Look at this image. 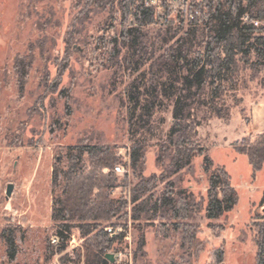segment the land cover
Masks as SVG:
<instances>
[{
	"label": "rangeland",
	"instance_id": "obj_1",
	"mask_svg": "<svg viewBox=\"0 0 264 264\" xmlns=\"http://www.w3.org/2000/svg\"><path fill=\"white\" fill-rule=\"evenodd\" d=\"M134 1L0 0V264H61L65 252L80 253V264H84L86 241L78 227L73 228L75 240L69 241L65 251L57 254L50 242L57 230L52 210L68 168L66 153L77 143L114 146L119 156L109 192L127 203L122 217L105 225L122 228L127 235L118 245L120 260L129 264H255V237L262 221L258 215L264 214L259 205L264 167L253 176L247 156L237 153L235 146L260 136L237 137L249 119L250 104L264 99V66L253 65L254 54L247 61L238 54L234 74H225L218 94H206L188 119L196 128V145L206 148L216 168L228 171L238 191L233 210L209 220L204 209L209 187L205 155H196L192 165L178 173L169 169L166 138L172 104L163 99L147 131L137 129L135 118L131 120L140 109L134 110L128 98L133 82L144 86L151 79L165 78L163 63L181 44L190 56L203 52L209 33L205 26L208 5L203 0H146V5L154 7L155 17L142 28V42L134 51L124 38L133 19L129 4ZM257 22L253 24L264 32V20ZM191 28H196L194 37L187 33ZM28 53L34 59L20 97L14 59ZM138 139L145 143L141 175L155 179L151 190L155 197L173 196L181 189L193 193L201 208L187 219H174L171 211L164 210L151 219L132 220L131 189L139 177L128 153ZM83 166L89 171L87 160ZM55 172L59 182L54 186ZM9 184L12 189L7 194ZM185 223L197 226L201 240L197 252L182 242ZM4 229L15 232L13 258L1 235ZM142 231L146 245L134 258L136 238ZM219 249L223 251L221 263L215 254Z\"/></svg>",
	"mask_w": 264,
	"mask_h": 264
},
{
	"label": "trees",
	"instance_id": "obj_2",
	"mask_svg": "<svg viewBox=\"0 0 264 264\" xmlns=\"http://www.w3.org/2000/svg\"><path fill=\"white\" fill-rule=\"evenodd\" d=\"M98 2V0H93ZM208 5L206 25L209 28L208 40L203 52L190 56V51L182 49L181 44L167 56L165 78L151 79L148 85L133 82L128 92V98L133 109L140 113L132 116L137 123V129L150 130V121L155 109L163 105L164 98L172 104V124L167 133L166 143L170 149L169 169L173 173L189 168L196 155H205L203 168L209 173L207 203L204 207L209 220L218 218L231 211L238 201V191L231 183V177L224 167H215L214 161L206 154V148L196 145V128L188 119L193 108L202 98L217 95L225 74H234L237 68L236 56L249 60L254 54L253 65L264 66V32L253 22L246 21L248 15L252 20H264V0H203ZM132 7L133 19L124 32L128 40V49L137 50L142 42V28L154 21L155 9L146 5V0H137L129 4ZM194 37L196 28L187 32ZM33 54L17 55L14 59V72L18 93L23 97L28 79L29 69L33 62ZM142 87V90H141ZM68 96V94H65ZM68 100V99H67ZM68 115L69 104L66 103ZM145 143L134 140L129 150L130 166L138 173L139 179L131 189L133 203L131 218L139 221L151 219L164 210L171 211L174 219H187L194 210L201 207L195 202L192 192L179 190L173 196L151 193L155 179L141 175L142 158ZM238 153L244 154L251 165L253 176L264 163V132L254 140H248L243 146H235ZM68 168L63 172L64 183L53 202L52 220L57 224L56 234L60 238L58 251L67 249L72 230L78 227L85 238L84 264H129L117 258L124 233L110 235L105 226L113 218L122 217L126 201L111 197L109 188L115 176L114 166L120 162L114 146H99L97 144L77 143L68 147ZM89 162V171L83 166V161ZM105 169L109 171L104 172ZM59 182V174L54 173L53 184ZM264 210V190L259 200ZM258 225L255 244L257 247L255 264H264V214ZM106 224V225H105ZM183 244L193 252L201 248V240L197 237V226L185 223L182 228ZM5 240L10 258L15 257L17 247L14 230L4 229L1 233ZM146 245L145 234L142 231L136 238L133 257L142 253ZM112 251L115 260L110 261L106 254ZM217 262L223 261V251L216 250ZM81 254L71 256L65 252L61 256V264H80Z\"/></svg>",
	"mask_w": 264,
	"mask_h": 264
},
{
	"label": "crops",
	"instance_id": "obj_3",
	"mask_svg": "<svg viewBox=\"0 0 264 264\" xmlns=\"http://www.w3.org/2000/svg\"><path fill=\"white\" fill-rule=\"evenodd\" d=\"M248 110H249V119L247 120V122H244L245 126L243 127V130L239 132L237 137L264 132V99H257L256 101H254L252 104H250ZM219 165L222 164L219 163L217 166ZM263 167H264V163L261 169H263ZM261 169L259 171H261Z\"/></svg>",
	"mask_w": 264,
	"mask_h": 264
},
{
	"label": "built area",
	"instance_id": "obj_4",
	"mask_svg": "<svg viewBox=\"0 0 264 264\" xmlns=\"http://www.w3.org/2000/svg\"><path fill=\"white\" fill-rule=\"evenodd\" d=\"M244 19L246 21L253 22L256 25L258 23L257 20L250 19V17L248 15L244 16ZM119 169H120L119 167H116V170H119ZM105 230L112 236H115V235H117L123 231L122 228H118L117 226H114V225L106 226ZM124 238H127L126 234H125ZM74 240H75L74 237H71V239L69 241L72 243ZM50 242H51V246L53 247L55 252L58 254V246L60 244V238L57 236V234H54L51 236ZM117 258L120 259L119 253H117Z\"/></svg>",
	"mask_w": 264,
	"mask_h": 264
},
{
	"label": "water",
	"instance_id": "obj_5",
	"mask_svg": "<svg viewBox=\"0 0 264 264\" xmlns=\"http://www.w3.org/2000/svg\"><path fill=\"white\" fill-rule=\"evenodd\" d=\"M11 189H12V184H9L8 185V188H7V194H10L11 193ZM106 257L109 258L110 261H114L115 260V255L112 252H108L106 254Z\"/></svg>",
	"mask_w": 264,
	"mask_h": 264
}]
</instances>
